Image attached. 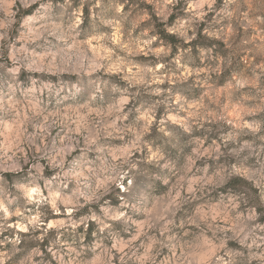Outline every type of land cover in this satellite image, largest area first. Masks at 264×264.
<instances>
[{"label":"rangeland","instance_id":"rangeland-1","mask_svg":"<svg viewBox=\"0 0 264 264\" xmlns=\"http://www.w3.org/2000/svg\"><path fill=\"white\" fill-rule=\"evenodd\" d=\"M197 3H0V21L8 25L0 42V200L10 212L31 217L34 186L44 196L61 190L65 198L58 214L40 206L47 226L42 239L36 237L44 226L0 234V240L20 235L17 264L33 249L40 255L30 264L93 257L104 264L105 248L120 264L116 246L134 236L147 243L145 231L163 241L157 264H170L192 239L185 231H198L190 221L205 216L217 217L224 261L264 264V222L257 212L264 207V21L258 18L264 0H215L199 10ZM145 11L150 19H142ZM152 36L158 39L146 45ZM161 47L170 48L158 70L167 78L150 83L146 69L158 61L145 53ZM157 87L164 89L159 95ZM120 171L125 190L111 183ZM202 178L210 180V199L176 203L177 190L187 196L182 186ZM232 178L246 182L240 186L252 200L228 188ZM233 200L237 206L229 211ZM66 204L74 210L66 211ZM0 223L26 221L12 215Z\"/></svg>","mask_w":264,"mask_h":264},{"label":"clouds","instance_id":"clouds-1","mask_svg":"<svg viewBox=\"0 0 264 264\" xmlns=\"http://www.w3.org/2000/svg\"><path fill=\"white\" fill-rule=\"evenodd\" d=\"M6 0H0V3H4ZM7 2L11 3L14 0H7ZM149 3H152L153 0H148ZM100 0H97V5H99ZM179 3V0H163V4L165 8H168L169 5H176ZM215 3V0H199V3L195 5L196 9L199 10L204 7V5H208L211 8L212 4ZM122 7V6H121ZM171 9H168L170 12ZM203 12H198V16L200 19H203ZM165 19L167 16L165 15ZM262 21H264V13L258 17ZM142 19H150L149 14L145 11ZM195 19V17H193ZM192 20L185 22V29L190 27ZM7 27L3 21H0V29H5V31L0 32V42L5 41L7 36ZM167 31L172 33L174 30L168 28ZM185 33H182L184 35ZM158 36H152L151 38L144 41L146 45H151L153 41L157 40ZM185 39H192V37H187L185 35ZM170 52V48H156V49H148L147 54H155L157 57V63L151 67L147 68L146 71L153 74V79L149 81L150 83L163 84L165 79L167 78L164 73H159V69H163L165 64L161 62V58L164 55H167ZM155 94L159 95L164 91V89L157 87L155 90ZM251 127V126H250ZM190 131V129H187ZM251 130L253 132L259 131V126L252 127ZM5 133L0 132V135H4ZM171 135V133H169ZM102 175V173H101ZM126 175L125 172L120 171L116 176L111 177V183L117 185V187L124 189V184L122 177ZM131 184V181H129ZM210 184V180L207 178H202L199 183L189 182L187 186H182V190L187 193V196H182L181 191L177 190L175 193L176 203L181 201H189V202H201L203 200H208L211 197V194L207 190V185ZM103 184L97 186L96 190L99 191ZM32 192L37 193L38 198L35 199V203L37 206L36 213L31 217H24L23 211L17 210L15 213L10 212L8 207L6 206L3 200H0V212L3 213V217L0 219L6 221L12 215H19L23 217L26 223H17L15 225H7L6 223H0V234L7 230L8 227H13L18 229L19 232L29 233L30 230L35 231L36 229L42 228L45 225V221L42 217L45 216V212L41 210V205H49L51 207V211L53 213H59L60 208L58 207V203L65 202V198L61 195V190H56L54 192H50L48 196H44L41 193V190L38 185L34 186L31 190ZM235 191L240 193L241 198H246L248 201L252 200L253 194L247 189H235ZM197 193H200V196H197ZM28 203H33V198L29 196ZM10 204L11 201H8ZM68 203H71L68 201ZM238 201L233 200V202L229 205V211H232L237 206ZM66 211H71L74 209H68L67 204L65 207ZM92 219H96V217H91ZM70 219V217H69ZM89 219V217H85V220ZM217 217L215 216H205L200 218L199 220L190 221V223L195 225V228L198 231H185V236H191L192 239L187 243V246L182 250L179 256H175L173 261H170V264H231V260L224 261L222 257L219 256L220 247L223 245V240L217 237V232L221 230L220 226L216 224ZM172 221L169 220L168 223ZM63 223V221L61 222ZM189 223V222H186ZM106 227V225H103ZM264 227V225H261ZM166 230V229H165ZM212 233V236H208V232ZM47 232V226H44L43 232L41 236L36 237V239H42L43 235ZM147 240L145 243L144 240H140L139 236L132 237L131 240L127 241L123 247L116 246V251L120 253L119 260L120 264H127V261H133L134 264H157L156 256L159 254L160 249L157 248V245L163 247V241L157 239L155 236H149L148 232L145 231L143 234ZM163 235V233H161ZM221 239V244L217 245L215 248L212 247V244L215 243V239ZM261 243H264V237H261ZM137 240H140V243H136ZM21 237L18 234H13V237L9 239L5 237V239L0 240V264H17L16 261L13 260V257L17 255L18 252L22 250L17 247V245L21 244ZM59 242V241H58ZM11 243L12 249L8 250L3 246ZM144 248L145 251L140 253V249ZM127 249V250H125ZM155 249V251H154ZM32 255H40L38 249H33L31 254L19 261V264H30ZM104 257V264H114V256L113 250L111 248H105L102 252ZM235 255L243 256V253H238ZM97 257H93L91 259H78L74 262V264H96ZM264 259V257H262ZM69 264H73V262H69Z\"/></svg>","mask_w":264,"mask_h":264},{"label":"trees","instance_id":"trees-1","mask_svg":"<svg viewBox=\"0 0 264 264\" xmlns=\"http://www.w3.org/2000/svg\"><path fill=\"white\" fill-rule=\"evenodd\" d=\"M158 35H159V37L162 40H166L170 45L174 44L173 42H171L174 39L172 36L166 35L163 32H161ZM221 84H223V82H221L220 85ZM241 183H246V182L244 180H241V179H238V178H232L228 182V188L234 193H239V192L235 191V189H242L241 188L242 186H240ZM254 191L256 192L257 190H254ZM257 212H258V215H259V218H260V222H264V207H261V210H257ZM20 245L23 246V243L21 242Z\"/></svg>","mask_w":264,"mask_h":264}]
</instances>
